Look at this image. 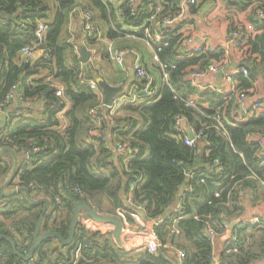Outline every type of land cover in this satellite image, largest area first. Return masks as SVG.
I'll use <instances>...</instances> for the list:
<instances>
[{
    "label": "trees",
    "instance_id": "obj_1",
    "mask_svg": "<svg viewBox=\"0 0 264 264\" xmlns=\"http://www.w3.org/2000/svg\"><path fill=\"white\" fill-rule=\"evenodd\" d=\"M78 1L0 0V14L5 16L0 17V109L10 106L4 105V100L15 88L22 101L42 99L47 113V120L40 121L17 116V111L12 110L0 131V187L6 184L2 181L10 171L6 161L10 153L20 161L6 187L29 191V198L22 191L0 193V205L18 209L0 218V264H178L173 249L184 251L181 264L263 262L264 227L238 224L231 231L235 242L218 255L213 254L206 231L222 234L228 222L242 218L239 192L254 203L264 201V165L257 141L264 140V97L238 114L240 94L264 92V0H225L227 12L215 22L223 24L219 36L227 39L232 32L240 33L239 45L231 42L228 54L218 47L211 51V41H202L196 52L187 49L192 39L189 25L196 26L187 20L177 21L161 41L152 43L159 71L162 73L161 65L166 67L167 82L153 96L123 105L114 114L108 108H97L100 98L85 84L90 75H81L76 54L72 66H67L66 52L70 47L61 39L67 14L75 9L76 13L90 12L78 8ZM89 2L102 19L104 26L100 28L107 39L123 34L112 19L109 2ZM156 8L160 12L156 13ZM119 10L123 24L136 28V37L144 40L153 34L156 22L178 15L179 0H143L137 8L128 7L127 0H122ZM154 13L155 19L150 21ZM239 14L241 20L237 18ZM40 22L47 27L44 53L32 63L20 52L34 44ZM224 63L226 71L247 69V76H231L238 82V90L223 95L190 84V74L201 73L209 65L222 67ZM39 69L64 87L61 97L56 96L52 81L32 80ZM140 89L141 82L134 79L131 95ZM188 101L194 106H187ZM67 102L71 104L66 114L68 124L60 132L57 115ZM256 103L261 108H255ZM92 108L97 109L96 118L89 114ZM178 116L195 134L203 133L202 140L209 146H202L201 153L198 141L186 146L185 135L176 132ZM108 130L112 133L111 143L106 137ZM118 144L132 154L120 153L114 163L113 151ZM215 160L218 166H214ZM42 198L49 201V208L43 216L40 235L53 232L67 238L78 201L88 203L100 216L126 219L135 214L130 206H140L144 220L155 223L152 229L157 248L150 251L145 241L138 253L119 248L111 236L110 224L97 223L82 210L70 245L62 246L49 238L37 246L33 258L21 259L32 247L35 226L44 207V203L31 201ZM129 198L133 205L127 202ZM177 205L181 215L174 213ZM139 242L142 240L136 244Z\"/></svg>",
    "mask_w": 264,
    "mask_h": 264
},
{
    "label": "crops",
    "instance_id": "obj_2",
    "mask_svg": "<svg viewBox=\"0 0 264 264\" xmlns=\"http://www.w3.org/2000/svg\"><path fill=\"white\" fill-rule=\"evenodd\" d=\"M143 0H135L134 6L137 8ZM107 2L110 3L111 7V16L112 19L116 22L117 25H120L121 30L123 31V34H119V37L116 39L109 40L107 39L105 33L101 30L98 20H102L100 18V15L98 14V11L90 8V2L89 0H79L78 1V8L80 9H86L89 10L90 13H92L93 21L98 26V33L96 35H93L92 37H88L83 33L81 19H80V12H72L70 11L67 14V19L65 22L64 30L61 36L62 41H65L69 45V50L66 52L67 54V66H72V57L74 54L77 55L79 63L76 65L79 67L81 71V75L86 73H89L90 80L88 81H96L102 80L106 82V84L110 86H122L124 87V91L122 94L118 95L114 105H113V113H116L123 105H128L130 103V98L132 97L131 93V83L135 79L134 72H132V63L133 61L137 60L145 69V71L152 77V80L154 82V87L157 89L161 86L162 83H164V73L162 71H159L157 64L159 62L158 56L156 54L155 48L153 47V42H159L163 39V30L167 28H175L177 26V21L180 19L187 20L190 23H194L196 28L190 24L189 25V31L191 32L192 39L188 40L187 43V49L196 52L197 47L202 41L203 44H210L209 42H212V46L210 47H218L227 54L232 51V43L231 41L224 38H221L219 36V30H223V24H216V20H222V16L227 12L226 6H225V0H208L206 3L205 0L198 1V6L195 8H191L188 6L181 7L182 0H179V12L182 15L179 20H177L173 25L168 26L166 28H163L160 26L159 28H155V31L153 34L148 37L149 39H138L135 35L136 28H133L131 26L123 24L122 15L119 10L122 0H105V4ZM222 2V4L220 3ZM81 7H80V6ZM75 6V7H76ZM160 12V8H156V13ZM109 13V12H108ZM154 13L153 15H156ZM99 16V17H98ZM239 20L242 19V14H239L237 16ZM156 24V23H155ZM156 26V25H155ZM198 29V30H197ZM197 30V31H193ZM182 31L184 29L182 28ZM186 30V32H189ZM156 34L158 38L160 39L157 41L153 36ZM147 37V36H146ZM111 46L113 50L115 49H128L131 52L128 53L127 56H125V63L123 64V67L117 65L111 58V54L108 52V47ZM84 47L86 51L90 53L89 59L86 63H83L80 60V54H79V48ZM41 56V53L38 51H35L33 56L29 59L34 63L37 61ZM234 61V60H233ZM232 66H235V63H232ZM38 74H36L32 80L34 81H43L44 83H49L52 81L53 86L57 88V90L63 91V86L59 83H56L52 80V77L48 75V73L45 70H38ZM226 71V70H225ZM230 71V69H228ZM231 72V71H230ZM220 73V72H219ZM219 73L211 74L208 73L204 76H202L200 79H196L194 81V87L203 90V89H209L215 93L227 95L232 93L234 90H238V82L235 80L227 81L223 73L222 75ZM99 75L102 78H99ZM99 78V79H97ZM189 79V78H188ZM98 85V84H97ZM234 87V90H233ZM18 93V90H16ZM96 95L99 96L100 102L103 105V95L101 90L98 87V90L95 91ZM247 99L241 103L239 101L238 104V114L244 113L245 109L251 104V102L259 101L261 97H264V92H260L255 95L247 94ZM102 97V98H101ZM259 103V102H258ZM19 108V109H18ZM71 104L69 102L66 103V108H64L63 111H61L57 118L60 121V127L59 131H64V128L67 127L68 120L66 119V114L70 110ZM102 108V107H101ZM107 109V107H105ZM261 108V105H260ZM12 110L17 111V116H23V117H33L36 119H39L40 121H46L47 120V113L45 112V104L42 99L34 98L32 100L27 99L25 101H22L18 95L14 98L12 103L9 107H4L0 109V131L6 126L5 122L6 120H9V116L12 113ZM103 113L106 112V110H102ZM11 112V113H10ZM105 117V116H104ZM106 118V117H105ZM185 128L188 131L194 132L189 124H184ZM115 136V135H114ZM106 137L108 138L109 143L112 142L111 137L112 133L108 130L106 132ZM116 139L115 137H113ZM117 141V140H116ZM256 141V140H255ZM257 141L262 145V149L264 148V140L263 139H257ZM200 147L198 153H201V147L204 146L203 143L198 142ZM112 146V144H110ZM114 156L112 158V161L114 163H117L118 160L115 162L116 158L118 157V154L115 150L113 151ZM117 153V154H116ZM16 167L18 165V162L20 161V157L16 156ZM199 160V158H197ZM6 161L9 164L10 170L13 163L12 155H8L6 157ZM3 189L4 193H10L14 190L12 187H6L2 186L0 187V191ZM249 193V192H246ZM131 194V193H130ZM239 198V204L241 207H243V216L240 219L232 220L227 223L226 231H224L222 234H218L214 239H212V247H213V254L218 255L220 251H222L227 245H230L236 240V236L232 235L231 231L234 227H236L238 224L243 223L251 220L253 217H263L264 216V201L262 199L256 201L255 203L249 200L248 196L245 197L244 193H240ZM250 196V195H249ZM131 197V195L129 196ZM128 202V201H127ZM126 202V203H127ZM130 205H133V203H129ZM134 211L135 214L130 219H126L125 217H119L122 221L123 226V240L126 242V244L129 245L128 250H134L136 253H138L142 248L143 241L145 238V235L148 236L149 232L152 230V227L154 226V221H147L144 220L143 215V209L140 206H137V208L130 206ZM49 208V207H48ZM11 211V212H10ZM9 212V213H8ZM18 209L16 207L10 208V206L1 205L0 207V218H2L5 215L8 214H14L17 213ZM239 220V223L236 221ZM232 222H236L235 225L230 228V224ZM108 225V227L111 228L110 232H112L113 226ZM142 240V242L137 241ZM172 253V252H171ZM34 255V254H33ZM33 258V256L31 257ZM30 258V259H31ZM260 264H264V261Z\"/></svg>",
    "mask_w": 264,
    "mask_h": 264
},
{
    "label": "built area",
    "instance_id": "obj_3",
    "mask_svg": "<svg viewBox=\"0 0 264 264\" xmlns=\"http://www.w3.org/2000/svg\"><path fill=\"white\" fill-rule=\"evenodd\" d=\"M198 1L199 0H182L181 7L188 6V7H191V8H195V7L198 6ZM134 3H135V0H127V6L128 7H134ZM73 11L77 12V9H75ZM130 11L133 13V9L132 8L130 9ZM79 14H80V19H81L83 33L86 36H88V37L96 35L98 33V28L92 21L91 13L87 12V11H81ZM181 15H182V11L175 18L164 19L163 21L156 22L155 28H159L160 26H162L163 28L171 26L177 20L180 19ZM154 19H155V15H151L150 16V21H154ZM261 19H263V24H264V16L261 17ZM46 29H47V27H46L45 24H43L41 22L38 23V27H37L36 32H35L36 40H35V42H34V44L32 46H26V47L22 48V50L20 52L21 57L30 58V57L33 56L35 51H38L41 54L44 53L42 48L44 47V43H45ZM167 30L168 29L166 28L164 33H166ZM145 33L148 34L149 31L145 30ZM148 37H150V36L148 35ZM153 38H155L157 41L160 40L158 38V36H156V34L153 36ZM239 39H240V33H238V32H232L230 34V37H228V40L231 41V42L234 41L236 43V45H239V43H240ZM209 49L212 51L213 48L209 47ZM108 52L111 54L112 60L117 65L123 67V64L125 63V56H127L128 53H130L131 51L128 50V49H123V48L113 50L111 48V46H109L108 47ZM226 66H227V63H224V65L222 67H217L216 65H209L208 68L205 71L201 72V73L200 72H194V73L190 74V76L188 77L189 78L188 80H189L190 84L192 86H194V81L196 79H200L202 76H204V75H206L208 73L216 74V73H219V72H224L223 73L224 78L227 81H230V82H231V76L234 75V74L241 73L244 76L248 75V71H247L246 68H243L241 70H234V71L228 72V71L224 70ZM161 69H162V71L164 73L163 81L165 83V82H167V79H168L167 78V73L165 72L166 71V67L164 65H161ZM132 70L134 72L135 79L138 80L139 82H141V89H140V92L138 94H136V93L133 94L129 101L130 102H134L137 99H141L143 97L153 96L157 89L154 87V82L152 80V77L145 71L143 66L137 60L133 61V63H132ZM85 84L88 86L89 89H91L93 91H97L98 90V85H97V83L94 80L87 81V82H85ZM233 90H234V87H233ZM15 92H16L15 88H12V90L5 97L4 105H10L12 103V101L16 97V93ZM56 96L57 97H61L62 96V91L61 90H57L56 91ZM246 99H247V96L244 93L239 95V101L241 103H243ZM186 105L187 106H191V107L194 106L192 101H188L186 103ZM101 107H103L102 103H100V105L97 108L100 109ZM254 107L255 108H259L260 104L256 103L254 105ZM108 109L110 110V112L112 114L113 111H114L113 110V106L108 108ZM96 112H97V109L96 108H92V109H90L89 114L92 117L96 118ZM215 120L221 126L219 116H216ZM184 124H186V121H185L184 118L179 117V116L175 118L176 132H178L181 135H185L184 138H183V143L186 146H193L194 143L197 142V141L203 143V145H205V146H209V144L205 140H202V138H203V133L202 132H199L197 134H195L193 132L194 139H190L188 137L187 129L185 128ZM217 129H219V127H217ZM260 148H261L260 149V153L262 155L261 164L264 165V148L262 149V145L261 144H260ZM115 151L119 152V153L121 152V153L132 154L131 150H128V149L126 150L123 146H121L119 144L116 146V150ZM218 165H219L218 160H215L214 161V166H218ZM216 168L219 169V167H216ZM261 185H262V191L264 192V181L261 183ZM128 203H132V199L131 198L128 199ZM0 207H1V205H0ZM180 210H181L180 206L177 205L176 208L174 209V213L181 215ZM244 224L245 225L256 226V227H264V216L263 217H259V216L258 217H253L251 220H248V221L244 222ZM154 225H155V223H154ZM206 235L211 240L214 239L217 236V234L214 231H211V230H207L206 231ZM144 241L147 242V246L149 247L150 251H152V252L155 251V248H157V241H156L153 229L149 232L148 236L145 235ZM173 250H174V254H175L176 258H177L178 264H181V262L183 261V259L185 257L184 251H182L180 249H173Z\"/></svg>",
    "mask_w": 264,
    "mask_h": 264
},
{
    "label": "water",
    "instance_id": "obj_4",
    "mask_svg": "<svg viewBox=\"0 0 264 264\" xmlns=\"http://www.w3.org/2000/svg\"><path fill=\"white\" fill-rule=\"evenodd\" d=\"M0 17L5 18V16L3 14H0ZM11 19H12L11 17L6 18V20H11ZM79 54H80V60L83 63H86L87 60L89 59L90 53L88 51H86V49L84 47H80L79 48ZM219 74L222 75L221 72ZM97 84H98V87L101 90L102 95H103V105L107 108L112 107L114 102L116 101L118 95L122 94V92L124 91V87H122V86H117V87L110 86L102 80H98ZM187 134H188V137L190 139H194V135L191 131H188ZM3 153L5 154L6 152L3 151L2 154ZM8 154H10V153H8ZM12 158H13V163H12L11 170L7 173V175L3 179L2 183L8 184L11 181V179L13 178V174H14V171L16 168V157L12 156ZM21 191L25 193L27 198H29V191L25 188H15L9 194L18 193ZM0 193H3V189H1ZM31 203H33V204L44 203V207H43V209H42V211L38 217V220H37V223L35 226V230L33 233L32 247H31V249L27 255L20 256L21 259L29 260L33 256L37 246L49 238L55 239L62 246L70 245L72 240H73V237H74L78 215L82 210H85L88 213V215L92 218V220H94L97 223L111 224L113 226L111 236H112L115 244L121 249H124V250L129 249V245L126 244L123 240V226H122L121 220L116 216H105V217L100 216L85 201H78L74 204L71 219H70V224H69V234H68L67 238H63L60 234L53 233V232H48V233L40 235L41 222H42V219H43L45 212L48 210L49 201L45 198H42L40 200L31 201ZM236 222L239 223V220H237ZM236 222H232L230 224V228H232Z\"/></svg>",
    "mask_w": 264,
    "mask_h": 264
},
{
    "label": "rangeland",
    "instance_id": "obj_5",
    "mask_svg": "<svg viewBox=\"0 0 264 264\" xmlns=\"http://www.w3.org/2000/svg\"><path fill=\"white\" fill-rule=\"evenodd\" d=\"M199 1H200V0H199ZM205 2L207 3L208 0H205ZM220 3L222 4V2H220ZM98 22H99L100 27L102 28V27L104 26L103 23H102V21L98 20Z\"/></svg>",
    "mask_w": 264,
    "mask_h": 264
}]
</instances>
